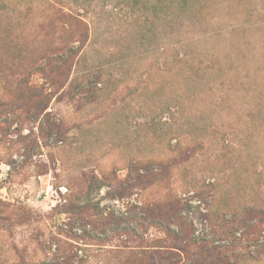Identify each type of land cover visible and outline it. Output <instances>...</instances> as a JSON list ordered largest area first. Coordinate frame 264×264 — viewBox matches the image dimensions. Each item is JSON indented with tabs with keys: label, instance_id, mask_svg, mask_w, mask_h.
<instances>
[{
	"label": "rangeland",
	"instance_id": "obj_1",
	"mask_svg": "<svg viewBox=\"0 0 264 264\" xmlns=\"http://www.w3.org/2000/svg\"><path fill=\"white\" fill-rule=\"evenodd\" d=\"M176 245L264 264V0H0V264Z\"/></svg>",
	"mask_w": 264,
	"mask_h": 264
},
{
	"label": "trees",
	"instance_id": "obj_2",
	"mask_svg": "<svg viewBox=\"0 0 264 264\" xmlns=\"http://www.w3.org/2000/svg\"><path fill=\"white\" fill-rule=\"evenodd\" d=\"M172 248L173 249H171V251H168L165 254V257H164L165 264H183V263H181L182 260L180 259V257H181V255H183L185 253V246L176 245Z\"/></svg>",
	"mask_w": 264,
	"mask_h": 264
}]
</instances>
